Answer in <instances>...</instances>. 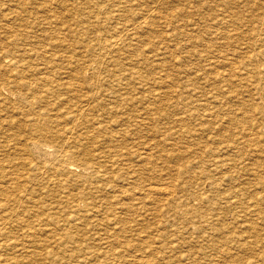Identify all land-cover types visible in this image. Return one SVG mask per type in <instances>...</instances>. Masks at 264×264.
Returning <instances> with one entry per match:
<instances>
[{
  "label": "rangeland",
  "instance_id": "obj_1",
  "mask_svg": "<svg viewBox=\"0 0 264 264\" xmlns=\"http://www.w3.org/2000/svg\"><path fill=\"white\" fill-rule=\"evenodd\" d=\"M115 1L26 0L27 11L14 17L32 23L19 26L21 34L13 27L8 37L0 28V50L19 34L15 49L28 64L18 63L22 71L16 73L7 56L0 57V71L12 80L6 85L11 93L0 83V218L7 227L0 235V264H264V52L249 61L252 52L264 49V0ZM142 15L149 27L136 31L140 41L127 37V46L109 47L111 34H122L127 20ZM53 26L64 28L66 36ZM169 30L176 35L165 36ZM87 35L94 50L89 57ZM200 53H206L202 60ZM214 53L228 55L219 67H230L224 79L215 80L206 68L204 59ZM74 59L73 73L84 77V60H93L92 79L96 88L103 84L88 103L79 99L83 90L61 88L81 80L65 72ZM80 111L83 116L70 121ZM70 162L76 165L68 172L53 168Z\"/></svg>",
  "mask_w": 264,
  "mask_h": 264
},
{
  "label": "bare ground",
  "instance_id": "obj_2",
  "mask_svg": "<svg viewBox=\"0 0 264 264\" xmlns=\"http://www.w3.org/2000/svg\"><path fill=\"white\" fill-rule=\"evenodd\" d=\"M107 1V0H106ZM129 1H131V0H125V4H127ZM140 1V0H139ZM151 1V0H150ZM153 1V0H152ZM157 1V0H156ZM28 2V1H27ZM26 2V0H0V10H10V12L9 13H7V12H5L4 10H3V12L1 11V20L2 19H4L3 21L4 22H0V28H1V30L3 29V32H4V35H6V37H8L7 35L11 32V29L13 28V27H17V29H14V30H18L19 32H20V29H23V28H18L19 26H24V28H25V25L28 23V18H26V17H18V19L16 20L15 19V15L16 14H20L22 11H24V10H26V6L28 5L29 6V4ZM104 2V1H103ZM115 2H117V0L115 1ZM144 2V1H143ZM147 2V1H146ZM190 2V1H189ZM130 3V2H129ZM134 3H136V0H135V2ZM133 3V4H134ZM148 3V2H147ZM199 3V2H198ZM27 4V5H26ZM115 4V3H114ZM114 4H112L113 6H114ZM119 4V3H118ZM124 4V3H123ZM123 4L121 5V4H119V5H121V6H123ZM144 4V3H143ZM156 4V3H155ZM107 5V4H106ZM106 5H105V7H106ZM129 6H132L131 4H129ZM128 6V7H129ZM136 6V5H135ZM154 6V5H153ZM152 6V7H153ZM109 7V6H108ZM111 7V6H110ZM115 7V6H114ZM117 7V6H116ZM115 7V8H116ZM144 7V6H143ZM113 8V7H112ZM118 8V7H117ZM116 8V9H117ZM122 8H124V7H122ZM47 9V8H46ZM141 9V8H140ZM150 10H151V8H149ZM153 9V8H152ZM156 9V8H155ZM50 10H52V9H50ZM98 10V9H97ZM108 10V9H107ZM109 10H111V9H109ZM107 11V12H110V11ZM118 10V9H117ZM117 10H115V11H117ZM144 10V9H143ZM143 10H142V12H143ZM150 10H147V11H150ZM27 11V10H26ZM48 11V10H47ZM121 11H123V9H121ZM12 12H14L15 14H11ZM25 12V11H24ZM24 12H22V14L24 13ZM101 12V11H100ZM104 12H106V11H104ZM135 12V11H134ZM50 13V12H49ZM112 13V15H114L113 14V11L111 12ZM110 13V14H111ZM123 13V12H122ZM145 13V12H144ZM150 13L151 14H153L152 13V11H150ZM149 13V15H151ZM171 13H173V12H171ZM175 13V12H174ZM48 14V13H47ZM105 14V13H104ZM104 14H101V15H103V16H106V14L104 15ZM119 14H120V12H119ZM126 14V13H125ZM138 14V13H137ZM24 15H26V13L24 14ZM100 15V14H99ZM118 15V14H117ZM130 15H132L131 13L129 14V16ZM134 15V14H133ZM140 15V14H139ZM146 15H147V13H146ZM157 15V14H156ZM96 16V15H95ZM111 16V15H110ZM136 16H138V15H136ZM136 16H134V18H136ZM172 16V15H171ZM170 16V17H171ZM175 16H176V14H175ZM213 16V15H212ZM211 16V17H212ZM86 17V16H85ZM116 17V16H115ZM120 17H122V16H120ZM126 17H128V16H126ZM125 17V18H126ZM142 17V18H141ZM141 17H139L140 18V20H138V21H136V22H134L133 20V22L131 21V22H129V20H127L126 22V24L124 23V31H123V33H122V30H121V32L120 33H122V34H120V35H115V36H113L112 34L110 35V38L108 39V45H109V47H113V46H115V45H117V43L118 42H120L121 44L122 43H126V38L127 37H130V39H135V40H138L139 38H141V37H139V35H136L137 33H136V31L138 30V28H142L143 29V27H149V23H148V21H147V23L145 22V19H146V17L145 16H141ZM168 17H169V15H168ZM210 17V18H211ZM214 17H215V15H214ZM94 18H96V17H94ZM97 18H98V15H97ZM100 18H101V16H100ZM103 18V17H102ZM101 18V19H102ZM109 18V17H108ZM113 19H114V17H112ZM118 18V17H117ZM129 19H130V17H128ZM138 18V19H139ZM149 18V17H148ZM223 17H219V19L221 20ZM86 19V18H85ZM104 20H105V18H103ZM109 19H111V18H109ZM120 19H122L123 20V17L122 18H120ZM120 19H119V21H120ZM127 19V18H126ZM125 19V20H126ZM169 19V18H168ZM209 19V18H208ZM33 20V19H32ZM36 21H37V19H35ZM43 20V19H42ZM88 20H90V18L88 19ZM106 20H108V19H106ZM214 20V19H213ZM212 20V21H213ZM41 21V20H40ZM44 21V20H43ZM83 21H84V19H83ZM98 21V20H97ZM101 21V20H100ZM118 21V22H119ZM124 21V20H123ZM202 21V20H201ZM209 21V20H208ZM211 21V22H212ZM30 23H32L31 21H29ZM39 22V21H38ZM37 22V23H38ZM46 22V21H45ZM81 22H82V20H81ZM91 22V21H90ZM90 22H89V24H90ZM110 22V21H109ZM112 22V21H111ZM110 22V23H111ZM114 22V21H113ZM115 22H116V18H115ZM121 22V21H120ZM151 22V21H150ZM206 22V21H205ZM47 24H48V22H46ZM129 23V24H128ZM133 23V24H132ZM135 23V24H134ZM172 23V22H171ZM195 23V22H194ZM198 23V22H197ZM200 23V22H199ZM261 23V22H260ZM122 24V23H121ZM203 23H201V25H202ZM262 24V23H261ZM51 25V24H50ZM115 25H116V23H115ZM118 23H117V27H118ZM146 25V26H145ZM169 24H167V26H168ZM29 26V25H28ZM36 26H38V25H36ZM45 26V25H44ZM48 26V25H47ZM89 26H92L91 24L89 25ZM94 26V25H93ZM100 26V25H99ZM98 26V27H99ZM151 26V25H150ZM191 26H193V24L191 25ZM35 27V26H34ZM121 27V26H120ZM264 27V26H263ZM38 28V27H37ZM50 28V27H49ZM53 28H54V30H59V32H62L63 31V29L64 28H62V27H60V28H57V29H55L56 27H54L53 26ZM65 28H67V27H65ZM89 28V27H88ZM170 28V27H169ZM48 29V28H47ZM68 29V28H67ZM121 28H119L118 30H120ZM32 30V29H31ZM36 30V29H35ZM40 30V29H39ZM134 30V31H133ZM191 30H193V29H191ZM12 31H13V29H12ZM111 31V30H110ZM113 31V30H112ZM141 30H139V32H140ZM262 31V30H261ZM31 32V31H30ZM30 32H28V33H30ZM33 32V31H32ZM31 32V33H32ZM50 32H51V30H50ZM113 32H115V31H113ZM138 32V31H137ZM188 32V31H187ZM211 32V31H210ZM2 33V32H1ZM31 33H30V35H31ZM62 33H64V32H62ZM107 33V32H106ZM186 33V32H185ZM257 33H259V32H257ZM262 33V32H261ZM19 34H21V32L19 33ZM19 34H17V35H15L14 37H13V39H11V46H7L3 51H1L0 50V57H2V56H7V59L5 60V61H8V64H9V66L8 67H12L14 70H15V72L16 73H18V72H20V71H22L21 69H17L16 67H17V64L18 63H20V62H22L23 63V61H25V56H24V54H23V52L22 53H20V52H18L16 49H15V41L16 40H18L17 38V36L19 35ZM66 34L67 33H64V36L63 37H65L66 36ZM117 34V33H116ZM173 34H175V33H173V32H171L170 30H169V32H166L165 33V36H169L170 38H171V36L173 35ZM182 34V33H181ZM180 34V35H181ZM210 34V33H209ZM211 34H214L213 35V37L215 36V35H217L218 34V32L216 31V30H214V31H212V33ZM260 34V33H259ZM24 35H27V34H25L24 33ZM29 35V34H28ZM44 36H45V38H47V36L45 35V34H43ZM54 35H57V33H55V31H54ZM107 35V34H106ZM176 35V34H175ZM174 35V36H175ZM262 35V34H261ZM264 35V34H263ZM32 36V35H31ZM50 36V35H49ZM139 38H138V37ZM179 36V35H178ZM186 36H188V39H189V42H190V40H191V38L192 37H190L189 36V34H186ZM211 36V35H210ZM257 36H258V34H257ZM62 37V38H63ZM161 37H163V35L161 36ZM168 37V38H169ZM180 37V36H179ZM212 37V36H211ZM50 38H55V39H60L59 37L58 38H56V37H54L53 35H51L50 36ZM136 38H138V39H136ZM167 38V39H168ZM170 38H169V40L168 41H170ZM253 38V37H252ZM255 38V37H254ZM259 38L260 37H258V40H259ZM107 39V38H106ZM178 39V38H177ZM185 40H186V38H184ZM105 40V39H104ZM165 40V39H164ZM179 40V39H178ZM86 44H83L84 46H85V54L87 55L86 57H89V56H91L92 55V51H94L93 50V47H92V44H91V42H90V39H89V35H87L86 36ZM94 41V40H93ZM128 41V40H127ZM130 42L132 41V40H129ZM139 41H140V39H139ZM167 41V40H166ZM182 41V40H181ZM197 41V40H196ZM264 41V40H263ZM54 42H56V41H54ZM105 42H107V41H105ZM104 42V43H105ZM191 42H193V41H191ZM199 42H200V40H199ZM198 42V43H199ZM44 43V42H43ZM137 43V42H136ZM184 43V42H183ZM194 43V42H193ZM201 43V42H200ZM262 43H264V42H262ZM17 44H18V42H17ZM39 44V43H38ZM38 44H37V46H38ZM107 44V43H106ZM120 44V45H121ZM134 44V43H133ZM20 45V44H19ZM25 45V44H24ZM24 45H22V46H24ZM46 45V44H45ZM56 45H59V43H57ZM119 45V44H118ZM135 45H137V44H134L133 46H135ZM198 45V44H197ZM49 46V45H48ZM97 46V45H96ZM100 46V45H99ZM102 46V45H101ZM126 46H127V43H126ZM130 46V45H129ZM209 46V45H208ZM211 46V45H210ZM104 47V46H103ZM120 47H122V46H120ZM124 47V46H123ZM24 48H26V45H25V47ZM42 48V47H41ZM50 48H52V47H50ZM96 48V47H95ZM99 48V47H98ZM101 48V47H100ZM132 48V47H131ZM208 48V47H207ZM209 48H211V47H209ZM240 50H242L244 47H242V46H240V47H238ZM20 49V48H19ZM21 49H23V48H21ZM54 49V48H53ZM102 49V48H101ZM105 49V48H104ZM109 49V48H108ZM118 49V48H117ZM130 49V48H129ZM30 50V49H29ZM45 50V49H44ZM48 50V49H47ZM97 50V49H96ZM114 50H115V48H114ZM113 50V51H114ZM125 50V49H124ZM192 50V49H191ZM22 51V50H21ZM49 51V50H48ZM53 51V50H52ZM103 51V50H102ZM111 51V50H110ZM109 51V52H110ZM115 51H118V50H115ZM114 51V52H115ZM127 51V50H126ZM129 51V50H128ZM166 51V50H165ZM188 51V50H187ZM196 51V50H195ZM194 51V52H195ZM41 52H43V50L41 51ZM46 52V51H45ZM96 52V51H95ZM98 52V51H97ZM108 52V51H107ZM112 52V51H111ZM190 52V51H189ZM193 52V53H194ZM202 52V51H201ZM234 52V51H233ZM236 52V51H235ZM245 52V51H244ZM262 52H264V49H260V50H258V51H255V52H252L250 55L249 54H247V55H249L250 56V58H251V60H249L250 61V63L251 62H253V59H255L256 58V56L260 53V54H262ZM16 53H18L19 54V58L18 59H16L15 58V55H16ZM25 53H26V50H25ZM119 53V52H118ZM164 53V52H163ZM191 53V52H190ZM4 54V55H3ZM111 54V53H110ZM159 54H162V53H159ZM225 54H227V53H225ZM225 54L224 53H214V55L213 54H209L208 56L209 57H207L206 59H204V60H207L206 61V65H207V67L206 66H204V67H206V68H208V70L209 69H211L213 72H214V75H213V78H215V80H218V79H224L222 76H225V75H227V74H229V72L227 71V67H229V66H227V67H225L224 69H221V68H219L220 67V65H222L223 63H227V61L229 60V58H228V55H226L227 57H225ZM235 54V53H234ZM234 54H232V56L231 57H233V55ZM237 54H238V52H237ZM106 55V54H105ZM158 55V54H157ZM206 55V53L204 54V53H200V59H201V56H205ZM23 56V57H22ZM111 56H113V54L111 55ZM111 56H110V58H111ZM115 56V55H114ZM185 56V55H184ZM183 56V57H184ZM187 56V55H186ZM185 56V57H186ZM262 56V55H261ZM99 57V56H98ZM109 57V56H108ZM117 57V56H116ZM184 57V58H185ZM194 57H196V56H194ZM206 57V56H205ZM230 57V56H229ZM238 57V56H237ZM259 57V56H258ZM107 58V57H106ZM115 58V57H114ZM189 58H190V56H189ZM234 58V60L236 59L235 57H233ZM264 58V57H263ZM4 59V58H3ZM97 59V58H96ZM98 59H100V58H98ZM77 59H74V60H72V61H69V64H70V66H68V68H69V70L68 71H65L66 73H70L71 72V78H73V79H76V80H79L78 78H81V80H79V82H77V83H73V82H68V84H67V86L65 87V86H62L61 88L63 89V88H67L68 89V92L71 90V91H74V90H83V91H81V94H80V100H81V98L82 97H84V100L86 99L87 100V103H88V101L89 100H92L93 98H94V95H95V91H97V90H100L101 89V87H102V85H99V86H97V88H96V82L95 81H93V79H92V74H93V72H92V70H93V66H92V64H94V62H93V60H84L86 63H85V74H87V77H84L83 75H76V74H74L73 73V69H72V63H74L75 61H76ZM95 60V59H94ZM109 60V59H108ZM199 60V59H198ZM202 60V59H201ZM204 60L202 61V62H204ZM237 60V59H236ZM262 60V59H261ZM100 61V60H99ZM103 61V60H102ZM117 61V60H116ZM248 61V62H249ZM96 62V61H95ZM98 62V61H97ZM199 62H201V61H199ZM233 62V61H232ZM241 62H243V61H241L240 60V64H241ZM246 62V61H245ZM263 62V61H262ZM1 63V62H0ZM101 62H99V64H100ZM229 63V62H228ZM27 64V62L25 61V65ZM30 64V63H29ZM98 64V63H97ZM103 64V63H102ZM105 64H106V62H105ZM116 64H117V62H116ZM198 64V63H197ZM202 64V63H201ZM204 65H205V63H203ZM230 64H232V63H230ZM236 64V63H235ZM239 64V65H240ZM248 65H249V63H247ZM246 64V65H247ZM253 64V63H252ZM263 64V63H262ZM24 65V66H25ZM28 65V64H27ZM223 65H225V64H223ZM229 65V64H228ZM245 65V64H244ZM259 65H260V63H259ZM2 66V65H1ZM23 66V65H22ZM199 67L200 66H203V65H198ZM243 66V65H242ZM250 66V65H249ZM261 66V65H260ZM46 68H47V66H45ZM100 67V66H99ZM114 67V66H113ZM194 67H196V66H194ZM199 67H198V69L196 70L197 72L199 71ZM236 67H237V65H236ZM245 67V66H244ZM102 68H104V67H102ZM38 69H40L39 67H38ZM196 69V68H195ZM229 69H230V67H229ZM254 69H256V72H257V70L261 73V70H263L262 69V66L261 67H258L257 66V64H255L254 63ZM3 70V69H2ZM190 70V69H189ZM192 70V69H191ZM205 70V69H204ZM208 70H206V73H209V72H207ZM234 70V68H232V72H234L233 71ZM6 71H8V70H6ZM39 71V70H38ZM97 71V70H96ZM99 71V70H98ZM97 71V72H98ZM111 71V70H110ZM195 71V72H196ZM231 71H230V74H231ZM239 71V70H238ZM250 70L248 69L247 71H246V73H248ZM5 72V71H4ZM4 72H2V71H0V83H3V81H5V83H3V88L5 89V91H4V93L5 94H7V93H11L12 91L6 86V85H8V83H10V82H12V80H10V74H5V75H8V76H4ZM105 72V71H104ZM189 72V71H188ZM194 72V71H193ZM212 72V73H213ZM245 71H239L238 73L241 75V74H244L245 75V73H244ZM56 73V72H55ZM199 73V72H198ZM197 73V74H198ZM201 73V72H200ZM205 73V72H204ZM236 73V72H235ZM237 73V74H238ZM96 74V73H95ZM113 74V73H112ZM257 74H258V72H257ZM57 75V74H56ZM101 75V74H100ZM114 75V74H113ZM212 75V74H211ZM124 76V75H123ZM126 76V75H125ZM208 76V75H207ZM229 76V75H228ZM227 76V77H228ZM65 77V76H64ZM198 77V76H197ZM204 78H206L205 77V75L203 76ZM256 77V76H255ZM120 78H121V75H120ZM191 78V77H190ZM199 78V77H198ZM229 78V77H228ZM242 78V77H241ZM264 78V77H263ZM107 79V78H106ZM118 79V78H117ZM203 79V78H202ZM103 80V79H102ZM192 80V79H191ZM205 80V79H204ZM207 80V79H206ZM228 80V79H227ZM240 80V79H239ZM244 80H245V78H244ZM45 81H47V80H45ZM222 81V80H221ZM226 80H223L222 82H225ZM230 81H232V80H230ZM236 81V80H235ZM117 82H118V80H117ZM218 82V81H217ZM222 82H221V85H222ZM227 82V81H226ZM233 82V81H232ZM243 82V81H242ZM242 82H238V83H240V84H242ZM46 83V82H45ZM107 83H110V82H108L107 81ZM212 83V82H211ZM234 83H236V82H234ZM251 83V82H250ZM63 84V83H62ZM105 84V83H104ZM225 84V83H224ZM106 85V84H105ZM191 85V84H190ZM236 85V84H235ZM37 86H41V85H38L37 84ZM214 86H215V84H214ZM217 86V85H216ZM215 86V87H216ZM218 86H219V82H218ZM104 87V86H103ZM223 87V86H222ZM221 87V88H222ZM241 87V86H240ZM243 87H244V85H243ZM246 87V86H245ZM252 87V86H251ZM255 86H254V84H253V88H254ZM59 88V87H58ZM96 88V89H95ZM219 88V87H218ZM67 89H66V91H67ZM117 89V88H116ZM227 89V88H226ZM231 89H233V87L231 88ZM251 89V88H250ZM256 89H257V87H256ZM259 89V88H258ZM263 89H264V87H263ZM114 90V89H113ZM124 90H126V89H124ZM184 90V89H183ZM190 90V89H189ZM219 90H221V89H219ZM219 90H217L218 92H220ZM252 90V89H251ZM70 91V92H71ZM123 91V90H122ZM185 91H187V90H185ZM192 91H193V89H192ZM197 91V90H196ZM207 91V90H206ZM223 91L225 92V90H224V87H223ZM238 91V90H237ZM245 91V90H244ZM250 91V90H249ZM110 92V91H109ZM113 92H115V91H113ZM128 92V91H127ZM201 92V91H200ZM212 92H213V90H212ZM243 92V91H242ZM254 92V91H253ZM97 93H98V91H97ZM102 93V92H101ZM122 93V92H121ZM190 93H191V91H190ZM189 93V91H188V94H190ZM214 93V92H213ZM222 93V92H221ZM239 93V92H238ZM244 93V92H243ZM246 93V92H245ZM244 93V94H245ZM194 94H195V92H194ZM222 94H224V97L226 96L227 97V95H225V93H222ZM242 94V93H241ZM248 93H246V95H247ZM255 95H256V93H254ZM101 95V94H100ZM148 95V94H147ZM204 95V94H203ZM207 95V94H206ZM237 95V94H236ZM243 95V94H242ZM249 95V94H248ZM259 95V94H258ZM263 95V94H262ZM1 96V95H0ZM112 96H114V95H112ZM127 96V95H126ZM153 96V95H152ZM190 96V95H189ZM188 96V97H189ZM215 96H216V94H215ZM235 96V95H234ZM106 97V96H105ZM122 97V96H121ZM149 97V96H148ZM233 97V96H232ZM117 98V97H116ZM124 98V97H123ZM235 98V97H234ZM96 99V98H95ZM100 99V98H99ZM98 99V100H99ZM114 99H115V96H114ZM113 99V100H114ZM127 99V98H126ZM151 99V98H150ZM156 99V98H155ZM154 99V100H155ZM189 99V98H188ZM215 99V98H214ZM219 99H221V98H219ZM222 99H223V96H222ZM94 100V99H93ZM152 100V99H151ZM150 100V101H151ZM154 100H152V101H154ZM216 100V99H215ZM224 100V99H223ZM99 101H101V100H99ZM110 101V100H109ZM122 101V100H121ZM151 101V102H152ZM186 101V100H185ZM191 101V100H190ZM217 101V100H216ZM104 102V101H103ZM107 102V101H106ZM113 102V101H112ZM117 102H119V101H117ZM123 102V101H122ZM259 102V101H258ZM108 103V102H107ZM116 103V102H115ZM182 103V102H181ZM189 103V102H188ZM188 103H186V104H188ZM193 103V102H192ZM243 103V102H242ZM264 103V102H263ZM112 104V103H111ZM123 104V103H122ZM219 104V103H218ZM252 104V103H251ZM259 104V103H258ZM113 105V104H112ZM184 105V104H183ZM118 106V105H117ZM181 106H182V104H181ZM184 108V107H183ZM198 108V107H197ZM211 108V107H210ZM263 108V107H262ZM110 109V108H109ZM180 109V108H179ZM200 109V108H199ZM215 109V108H214ZM248 109V108H247ZM194 110V109H193ZM192 110V111H193ZM217 110V109H216ZM258 110V109H257ZM106 111V110H105ZM117 111V109L115 110V112ZM154 111V110H153ZM183 111H186L185 110V108L183 109ZM214 111V110H213ZM213 111H212V113H213ZM260 111V110H259ZM113 112V111H112ZM191 112V111H190ZM195 112V111H194ZM193 112V113H194ZM207 112H208V110H207ZM210 112V111H209ZM263 112H264V110H263ZM107 113V112H106ZM108 113H110V112H108ZM187 113V112H186ZM241 112H239V114H240ZM246 113H248V112H246ZM252 113V112H251ZM260 113V112H259ZM77 114H79V117H80V115L81 116H83V113L80 111V112H74L73 114H71V118H70V121H73V122H75V120H77L76 118H74L73 116H76ZM113 114V113H112ZM145 114V113H144ZM144 114H143V116H144ZM183 114V113H182ZM185 114V113H184ZM207 114V113H206ZM214 114V113H213ZM238 114V115H239ZM111 115V114H110ZM146 115V114H145ZM205 115V114H204ZM246 115V114H245ZM257 115V114H256ZM99 116V115H98ZM109 116V115H108ZM192 116H193V114H192ZM211 116H212V114H211ZM242 116V115H241ZM250 116V115H249ZM196 117H198V115L196 116ZM201 117V116H200ZM78 118V117H77ZM190 118H192V117H190ZM205 118H208V117H205ZM245 118H246V116H245ZM79 119V118H78ZM86 119V118H85ZM99 119V118H98ZM145 119V118H144ZM198 119V118H197ZM200 119H202V118H200ZM216 119V118H215ZM264 119V118H263ZM263 119H261L262 121H263ZM105 120V119H104ZM175 120H176V118H175ZM205 120V119H204ZM209 120V119H208ZM217 120V119H216ZM249 120V119H248ZM34 121H36V120H34ZM98 121V120H97ZM200 121V120H199ZM108 122V121H107ZM110 122V121H109ZM139 122H140V120H139ZM205 122V121H204ZM203 122V123H204ZM202 123V124H203ZM206 123V122H205ZM261 123V122H260ZM100 124V123H99ZM98 124V125H99ZM146 124V123H145ZM96 125V124H95ZM102 125V124H101ZM101 125H100V127H101ZM147 125V124H146ZM203 126V125H202ZM218 126H220V125H218ZM257 126H259L258 124H257ZM199 128L198 129H200V126H198ZM209 127V126H208ZM247 127V126H246ZM252 127H254V126H252ZM204 128V127H203ZM202 128V129H203ZM210 128V127H209ZM264 128V127H263ZM204 129H206V128H204ZM216 129H217V127H216ZM258 129H260V128H258ZM97 130V129H96ZM193 130V129H192ZM196 129H194V131H195ZM218 130V129H217ZM249 130H250V128H249ZM210 131V130H209ZM258 131H260V130H258ZM70 132V131H69ZM68 132V133H69ZM204 132V131H203ZM206 132V131H205ZM250 132H252V130L250 131ZM195 133V132H194ZM259 133V132H258ZM70 134V133H69ZM254 135V134H253ZM187 137H188V135H187ZM195 137V136H194ZM261 137V136H260ZM263 137V136H262ZM191 138V137H190ZM254 138V137H253ZM252 138V139H253ZM251 139V138H250ZM256 140H257V138H256ZM258 141V140H257ZM264 141V140H263ZM262 141V142H263ZM254 143V142H253ZM43 144H45V143H43ZM257 144H258V142H257ZM41 146V145H40ZM49 146V145H48ZM36 147V146H35ZM56 147V146H55ZM37 148V147H36ZM51 148V147H50ZM255 148V147H254ZM35 149V148H34ZM56 149V148H55ZM253 150V149H252ZM41 151V150H40ZM55 151H57V150H55ZM149 151V150H148ZM256 151H259V150H256ZM256 151H254L255 153H256ZM262 151H263V148H262ZM261 151V152H262ZM60 152V151H59ZM150 152V151H149ZM254 154V153H253ZM253 154H251L252 156H253ZM60 155H62V154H60ZM59 155V156H60ZM63 155H65V157H69L71 154L70 153H66V152H64L63 153ZM258 155V154H257ZM256 155V156H257ZM262 155V154H261ZM261 155H259V156H261ZM56 156V155H55ZM59 156H57V157H59ZM263 156V155H262ZM63 157V156H62ZM146 157V156H145ZM217 157H219V156H217ZM54 158V157H53ZM120 158V157H119ZM123 158V157H122ZM221 158V157H220ZM260 158H263V157H260ZM44 159V158H43ZM42 159V160H43ZM126 159V158H125ZM249 159V158H248ZM46 160V159H45ZM120 160V159H119ZM123 160V159H122ZM255 160V159H254ZM260 160H262V159H260ZM50 161H51V159H50ZM62 161V160H61ZM217 161H218V159H217ZM217 161H216V163H217ZM253 161V160H252ZM65 162V161H64ZM209 162H210V160H209ZM224 162V161H223ZM263 162V161H262ZM261 161H260V163H262ZM47 163V162H46ZM136 163V162H135ZM204 163H205V161H204ZM251 163V162H250ZM253 163V162H252ZM47 164H49V162L47 163ZM46 164V165H47ZM121 164V163H120ZM207 164H209V163H207ZM223 164H225V163H223ZM67 165V164H66ZM74 165H76L74 162H70V164H69V166L68 167H66V166H63V167H53V168H56L55 170H56V173H62V172H64V171H69L68 169H70V168H74L75 166ZM99 165V164H98ZM101 165V164H100ZM221 165V164H220ZM52 166V165H51ZM61 166V165H60ZM129 167V166H128ZM210 167V166H209ZM222 167V166H221ZM85 167L83 166L82 167V169H84ZM135 168V167H134ZM217 168V167H216ZM100 169V168H99ZM205 169V168H204ZM207 169V168H206ZM205 169V170H206ZM134 170V169H133ZM200 171V170H199ZM203 171V170H202ZM101 173V172H100ZM200 173V172H199ZM198 173V174H199ZM203 173V172H202ZM217 173V172H216ZM71 174H73V173H71ZM194 174V173H193ZM96 175H97V173H96ZM74 176H76V175H74ZM83 176H85V174L83 175ZM203 176H205V175H203ZM213 176V175H212ZM211 176V177H212ZM76 177H79V176H76ZM94 177V176H93ZM130 177V176H129ZM197 177V176H196ZM89 178H90V176H89ZM89 178H87L88 180H89ZM106 178V177H105ZM198 178V177H197ZM91 180H92V177L90 178ZM96 179V178H95ZM99 179V178H98ZM108 179V178H107ZM198 179H200V178H198ZM201 179H203V177L201 178ZM208 179V178H207ZM212 179V178H211ZM77 180H78V178H77ZM79 180H82V179H79ZM131 180V179H130ZM220 180V179H219ZM98 181V180H97ZM96 181V182H97ZM99 181H101V180H99ZM197 181V180H196ZM200 181V180H199ZM209 181V180H208ZM78 182V181H77ZM85 182V181H84ZM87 183L88 182H90V181H86ZM94 182V181H93ZM217 182H218V180H217ZM222 182V181H221ZM82 183V182H81ZM91 183H92V181H91ZM91 183H89L90 185H92ZM95 183V182H94ZM125 183H128V182H125ZM213 183V182H212ZM220 183V182H219ZM85 184V183H84ZM157 184V183H156ZM80 186H81V184H79ZM130 185V184H129ZM147 185V184H146ZM169 185V184H168ZM75 186V185H74ZM78 186V185H77ZM85 186H87V185H85ZM84 186V187H85ZM94 186V185H93ZM148 186V188L149 189H157V185H155V184H148L147 185ZM220 186V185H219ZM218 186V187H219ZM1 187V186H0ZM161 187V186H160ZM163 187H166V185L165 186H163ZM217 187V186H216ZM217 187V188H218ZM264 187V186H263ZM147 188V187H146ZM170 188H172V187H170ZM170 188H169V190H170ZM86 189H88V188H86ZM162 189V188H161ZM164 189V188H163ZM89 190V189H88ZM215 190V189H214ZM216 190H218V189H216ZM222 190V189H221ZM159 191V190H158ZM158 191H156V193L158 192ZM164 191V190H163ZM201 191V190H200ZM144 192V191H143ZM148 192H150V191H148ZM154 192V191H153ZM219 192V191H218ZM155 193V194H156ZM167 193V192H166ZM206 193V192H205ZM235 193V192H234ZM85 194H86V192H85ZM91 194V193H90ZM146 194H148V193H146ZM169 194H171V193H169ZM201 194H203V193H201ZM217 194V193H216ZM221 194V193H220ZM239 194V193H238ZM87 195H89V194H87ZM161 196H162V194H160ZM165 195H167L168 196V193L167 194H165ZM196 195H199V194H196ZM205 195V194H204ZM219 195V194H218ZM224 195V194H223ZM201 196V195H200ZM199 196V197H200ZM222 196V195H221ZM172 197H174L175 198V194H174V196H172ZM171 197V198H172ZM218 197V196H217ZM232 197H233V195H232ZM219 198V197H218ZM218 198H217V200H218ZM235 198V197H234ZM183 199V198H182ZM182 199H181V201H182ZM186 199V198H185ZM189 199V198H188ZM205 199H206V197H205ZM224 199V198H223ZM223 199H221V201H224ZM226 199V198H225ZM246 199V198H245ZM161 200V199H160ZM166 200V199H165ZM167 200H168V198H167ZM169 200H172V199H170L169 198ZM199 200V199H198ZM207 200V199H206ZM209 200V199H208ZM231 200V199H230ZM229 200V201H230ZM242 200V199H241ZM176 201V200H175ZM180 201V202H181ZM204 201V200H203ZM227 201V200H226ZM162 202H164V201H162ZM234 202V201H233ZM242 202V201H241ZM248 202V201H247ZM212 203H215V202H212ZM219 203V202H218ZM232 203V202H231ZM244 203H245V201H244ZM254 203V202H253ZM189 204V203H188ZM202 204V203H201ZM215 204H217V202L215 203ZM227 204V203H226ZM238 204V203H237ZM247 204V203H246ZM251 204V202L249 201V205ZM88 205V204H87ZM199 205V204H198ZM209 205V204H208ZM207 205V206H208ZM210 205H212V204H210ZM233 205V204H232ZM2 206H3V204H2ZM72 206V205H71ZM217 206H218V204H217ZM231 206V205H230ZM229 206V207H230ZM245 206V205H244ZM243 206V207H244ZM74 207V206H73ZM76 207V206H75ZM203 207V206H202ZM209 207V206H208ZM211 207V206H210ZM241 207V206H240ZM252 207V206H251ZM254 207V209H255V206H253ZM93 208V207H92ZM207 208V207H206ZM212 208V207H211ZM214 208V207H213ZM212 208V209H213ZM4 209V208H3ZM2 209V210H3ZM94 209V208H93ZM92 209V210H93ZM218 210V209H217ZM242 210H244L243 208H242ZM80 211V210H79ZM82 211V210H81ZM86 211V210H85ZM88 211V210H87ZM201 211V210H200ZM206 211V210H205ZM216 211V210H215ZM248 211H249V209H248ZM254 210H252V212H253ZM257 211V210H256ZM75 212V214H76V211H74ZM195 211H193V213H194ZM252 212H250V213H252ZM90 213H92L91 211H90ZM175 213V212H174ZM185 213V212H184ZM188 213V212H187ZM210 213H212V214H214V212H210ZM249 213V214H250ZM254 213H255V211H254ZM253 213V214H254ZM258 213V212H257ZM80 214H82V213H80ZM190 214H192V213H190ZM216 214V213H215ZM241 214V213H240ZM248 214V215H249ZM259 214V213H258ZM5 215V214H4ZM13 214H11V213H9V214H7V215H5L6 216V219H8V220H10V216H12ZM73 215V214H72ZM208 215H210V214H207V216ZM217 215V214H216ZM14 216V215H13ZM211 216V215H210ZM83 217V216H82ZM190 217V216H189ZM188 217V218H189ZM192 217H194V216H192ZM191 217V218H192ZM205 217V216H204ZM212 217V216H211ZM214 217V216H213ZM240 217V216H239ZM257 217V216H256ZM79 218V217H78ZM195 218V217H194ZM193 218V219H194ZM199 218H201V216L199 217ZM203 218V217H202ZM215 218V217H214ZM244 218V217H243ZM67 219V218H66ZM79 220V219H78ZM202 221V219H199V221ZM204 220V219H203ZM208 220V219H207ZM211 220V222H214L213 221V219H210ZM210 220H209V223H210ZM205 221V220H204ZM71 222V221H70ZM69 222V223H70ZM75 222H77V221H75L74 220V224H75ZM190 224H194V222L193 223H191V221H188ZM257 222V221H256ZM6 221H5V219L3 218V219H1L0 218V235L2 234V236L7 232V231H5L6 230ZM69 223H68V225H69ZM201 223V222H200ZM205 223V222H204ZM73 224V223H72ZM71 224V225H72ZM207 224V223H206ZM260 224V223H259ZM75 226V225H74ZM69 227H70V225H69ZM199 227V226H198ZM197 227V228H198ZM196 230V228L194 229V231ZM198 230V229H197ZM196 230V231H197ZM66 232V231H65ZM65 234V233H64ZM68 234V233H67ZM238 237V236H237ZM237 237H235V238H237ZM108 239V238H107ZM232 239H234V238H232ZM238 239H240V238H237V240ZM104 240H106V239H104ZM234 240H236V239H234ZM103 241V240H102ZM108 241H109V239H108ZM261 242V241H260ZM262 242H264V241H262ZM107 244H109L108 242H106V245ZM262 244V243H261ZM85 249V248H84ZM264 253V252H263ZM92 257V256H91ZM95 257V256H94ZM258 257V256H257ZM256 257V258H257ZM261 257V256H260ZM259 257V258H260ZM263 257L264 256H262L260 259L261 260H263ZM98 258V257H97ZM108 258V257H107ZM83 259V258H82ZM91 259V258H90ZM101 259V258H100ZM102 260V259H101ZM257 260V259H256ZM85 261V260H84ZM89 261V260H88ZM103 261V260H102ZM252 261V260H251ZM86 262V261H85ZM100 262V261H99ZM106 262V261H105ZM253 262V261H252ZM258 262V261H257ZM261 262V261H260ZM80 263V262H79ZM90 263V262H89ZM94 263H96V262H94ZM247 263H249V261L247 262ZM83 264V263H82ZM85 264V263H84ZM88 264V263H87ZM260 264V263H259ZM263 264V263H262Z\"/></svg>",
  "mask_w": 264,
  "mask_h": 264
}]
</instances>
